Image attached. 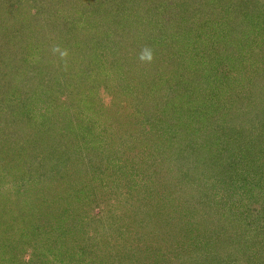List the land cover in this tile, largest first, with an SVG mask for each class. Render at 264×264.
Wrapping results in <instances>:
<instances>
[{"label":"rangeland","instance_id":"1","mask_svg":"<svg viewBox=\"0 0 264 264\" xmlns=\"http://www.w3.org/2000/svg\"><path fill=\"white\" fill-rule=\"evenodd\" d=\"M251 2L0 0V264H264Z\"/></svg>","mask_w":264,"mask_h":264},{"label":"trees","instance_id":"2","mask_svg":"<svg viewBox=\"0 0 264 264\" xmlns=\"http://www.w3.org/2000/svg\"><path fill=\"white\" fill-rule=\"evenodd\" d=\"M244 5H247L250 8L249 9H245L246 11L242 12V13H245L246 16H249V18H251V21H250V23L248 24L247 27L243 28L241 26L242 28H240V32L239 33L242 36H250L249 34H252V33H254L257 30L258 22H259L260 19H262V16H264V14H260V12H261V10H263V8H261V7L257 8V6L253 5V2H251V5H249L247 3H244ZM263 20H264V17H263ZM248 32H250V33H248ZM233 40H234V42L236 41L235 38H233ZM141 73H144V72L141 71ZM146 75L149 76L148 74H146ZM245 144H248V143L243 142L241 145H245ZM248 145L250 146V144H248ZM249 146H246L245 148L248 149ZM263 150H264V148H263ZM244 154H245V151L241 153V156H243ZM6 242H9V241H7V239H6Z\"/></svg>","mask_w":264,"mask_h":264}]
</instances>
